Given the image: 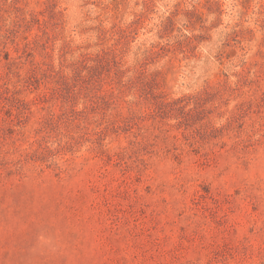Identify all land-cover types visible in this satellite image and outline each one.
<instances>
[{"label": "rangeland", "instance_id": "obj_1", "mask_svg": "<svg viewBox=\"0 0 264 264\" xmlns=\"http://www.w3.org/2000/svg\"><path fill=\"white\" fill-rule=\"evenodd\" d=\"M0 264H264V0H0Z\"/></svg>", "mask_w": 264, "mask_h": 264}]
</instances>
